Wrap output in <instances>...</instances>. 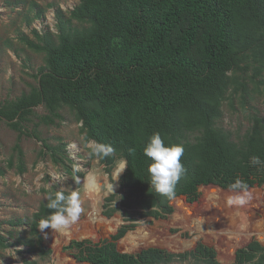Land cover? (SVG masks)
<instances>
[{
	"label": "trees",
	"instance_id": "1",
	"mask_svg": "<svg viewBox=\"0 0 264 264\" xmlns=\"http://www.w3.org/2000/svg\"><path fill=\"white\" fill-rule=\"evenodd\" d=\"M56 20V34L36 31L37 42L22 39L43 54L44 64L30 92L0 106V122L7 121L23 135V123L34 107L46 108L48 114L41 121L48 125L62 119L59 111L68 107L86 140L115 149L100 159L108 172L118 161H127L120 176L125 215L136 209L139 218L166 219L173 213L171 202L176 197L197 204L201 186L229 189L237 178L249 189L264 185V165L250 163L253 156L264 161V118L251 115L250 128L237 139L218 124L223 102L228 99L232 105L238 90L242 89L246 104L249 92L236 73L252 69L250 79L264 73V0H80L69 15L58 10ZM74 20L79 26H73ZM259 84L264 85V79ZM232 87L236 92L228 96ZM156 132L166 144L184 148L185 173L171 199L156 193L148 182L150 161L142 150ZM32 135L41 139L36 130ZM44 148L56 163H64L65 158L58 157L63 146L44 142ZM16 149L23 172L22 151ZM115 198L116 194L107 197L104 207ZM46 203L33 214L23 241L42 260L52 252L38 228L39 220L50 214ZM114 211L104 214L111 217ZM10 224L17 226L22 220ZM134 227L123 225L97 242L72 240L63 250L88 264H166L190 257L202 264H221L215 249L202 243L178 253L158 247L119 251L117 241ZM120 243L125 246V237ZM11 245L0 235V247ZM231 264H264V246L250 241L236 250Z\"/></svg>",
	"mask_w": 264,
	"mask_h": 264
},
{
	"label": "rangeland",
	"instance_id": "2",
	"mask_svg": "<svg viewBox=\"0 0 264 264\" xmlns=\"http://www.w3.org/2000/svg\"><path fill=\"white\" fill-rule=\"evenodd\" d=\"M79 2L80 0H0V106L30 92L31 87L37 84V70L44 64L43 54L30 49L22 39L26 37L37 42L36 31L40 34L46 32L56 34V12L62 10L69 15ZM39 12H42L40 16ZM72 23L73 26H79L75 20ZM236 75L239 81L247 86L249 93L246 104H242V89L238 90V93L233 95L232 105L228 99L223 102V115L218 122L219 126L232 133L234 139L250 128L251 115L258 114L264 118V85L259 84L264 79V73L255 79H250L254 75L252 69L238 71ZM234 89V87L229 89L227 95L231 96L236 92ZM59 113L62 119L48 125L41 121V118L48 114L46 108L43 105L34 107L33 115L23 123V135L11 128L7 121L0 122V168L4 171L0 175V235L12 244L7 248L0 247V264H29L33 261L38 264H88L77 262L63 250L64 246L72 240L97 242L107 239L121 226L131 223L135 227L124 236L126 247L120 243L124 237L117 241L119 251L137 253L148 247H158L178 253L193 250L198 243H202L215 249L217 260L221 264H231L234 262L236 250L246 246L250 241L257 240L264 246V230L260 231L264 225V192L261 191L264 185L249 189L252 195L262 197L254 202L252 223L255 221L256 226L240 238H235L228 229L223 231L224 227H227L224 224L219 226L221 229H216L209 215L205 217L206 219L190 217L172 220L175 212L173 204L179 198H183L186 207L192 208L189 206L197 205L198 208L203 202L206 189L231 192L230 189L214 185L200 187L199 199L195 205L190 204L183 196L174 198L171 202L173 213L166 219L139 218L135 215L136 209H129V215H125L126 210L120 203L122 195L120 178L115 185V193L106 191V185L111 182L112 174L120 161L108 172L100 158L91 155L90 145L95 142L86 140L81 123L76 120L74 113L68 107L62 108ZM34 130L39 133L41 139L32 135ZM44 142L50 146H63V150L58 153V157L65 158L63 164L53 160L51 152L44 148ZM16 146L22 151L25 167L23 172L19 170ZM10 162H13L12 167H9ZM74 169L78 171L74 172ZM57 173L62 174V180L56 179ZM93 173L100 184L97 201L91 200L83 188L85 178ZM53 189L78 191L82 212L76 222L78 225L73 228L70 237L55 231L56 234L49 235L50 228L43 232L39 229L44 244L52 250L50 256L42 260L36 253H30L23 241L28 236V224L33 214L46 200V191ZM112 194H116L115 200L104 207L105 199ZM109 209L117 211H114L111 217H107L104 211ZM18 220H22V224L17 226L10 224ZM112 227L114 229H108ZM146 231H150L147 239L140 244L141 246L132 249L128 243V235L131 232L142 234ZM166 264L202 262L190 257L185 261L175 260Z\"/></svg>",
	"mask_w": 264,
	"mask_h": 264
},
{
	"label": "clouds",
	"instance_id": "3",
	"mask_svg": "<svg viewBox=\"0 0 264 264\" xmlns=\"http://www.w3.org/2000/svg\"><path fill=\"white\" fill-rule=\"evenodd\" d=\"M90 147L91 155L100 159L112 155L115 151L112 146L102 143H93ZM129 151L134 152L135 150L129 149ZM142 151L150 161L147 163L146 169L150 186L156 193L169 199L173 198L176 185L185 173L181 162L184 152L183 145L166 144L161 135L156 132L148 137ZM250 163L257 166L264 165V161L258 156L251 157ZM126 167H128L127 161L121 160L112 174L111 182L106 185L107 192L115 193V185ZM75 171L78 169H74ZM56 179L62 180V174L57 173ZM77 182H79V178H77ZM98 187L96 175L89 174L83 182L84 191L92 193L97 191ZM229 189L233 194L226 198V204L230 207L244 206L252 198L247 183L239 178L229 185ZM46 201V207L50 210V214L39 220L38 228L41 232L50 228L55 232L68 234L71 226L78 221L82 212L79 192L72 191L68 194L61 190L49 192Z\"/></svg>",
	"mask_w": 264,
	"mask_h": 264
},
{
	"label": "bare ground",
	"instance_id": "4",
	"mask_svg": "<svg viewBox=\"0 0 264 264\" xmlns=\"http://www.w3.org/2000/svg\"><path fill=\"white\" fill-rule=\"evenodd\" d=\"M98 186L99 187L97 191L92 193H87L88 197L93 201H97L99 198V190H100L99 183ZM115 189L116 187L114 188V190ZM232 194L233 193L229 191H217V190L206 189L204 190V196L202 198L203 202L196 209L186 207L185 203L183 202V198L181 199L178 197L179 199H177L175 204H173L175 208V212L172 216L173 217L172 220L175 221L177 219H189L190 217H203L202 219H204L207 215H209L210 218H212V224L216 226V229H221V227L219 228V226L221 224H224L227 227L223 226L224 227L223 231L225 229H228L233 235H235L234 236L235 238H240V236L247 234L246 232L249 229H254V227L256 226L255 221L252 223L253 213L255 210L254 202L257 199H261L262 196L252 195V198L244 206L230 207L226 204V198ZM76 225L78 224L75 223L74 225H72L68 234H63V235L70 237L73 233L72 230ZM263 226L264 225H262L260 228L261 232H263L264 230ZM149 233L150 231L149 232L146 231L145 233L142 234L131 232L128 235V243L130 247L133 249L136 246H141L140 244L147 239V235L149 236ZM261 234L263 235V233ZM81 237L83 236L81 235Z\"/></svg>",
	"mask_w": 264,
	"mask_h": 264
}]
</instances>
